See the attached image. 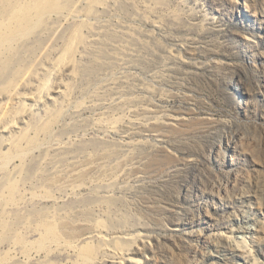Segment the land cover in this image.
Segmentation results:
<instances>
[{
	"label": "rangeland",
	"instance_id": "374dc122",
	"mask_svg": "<svg viewBox=\"0 0 264 264\" xmlns=\"http://www.w3.org/2000/svg\"><path fill=\"white\" fill-rule=\"evenodd\" d=\"M57 8L0 47V264H264V0Z\"/></svg>",
	"mask_w": 264,
	"mask_h": 264
},
{
	"label": "bare ground",
	"instance_id": "6f19581e",
	"mask_svg": "<svg viewBox=\"0 0 264 264\" xmlns=\"http://www.w3.org/2000/svg\"><path fill=\"white\" fill-rule=\"evenodd\" d=\"M60 4H61V0H0V47H3L2 49L4 51H7L13 45H15L19 39L21 40V39L26 38L29 33V29L33 26V24H35L37 21H39L42 18L45 12H47V14L50 16L57 15V16L65 17L66 15L60 11V8H57L60 6ZM243 8H244V12H247V6L245 4H243ZM34 16L35 17L39 16V17L32 19ZM70 47H73V46H70ZM19 49H22V47H19L13 51L15 55H18L19 52L17 51H20ZM14 54L5 56L4 58L0 60V80L4 81L9 74H13V75L18 74L19 70L17 69V67L12 66V62L14 59L13 57L15 56ZM55 68H56L55 71L61 68V64L57 65ZM44 89H46V86L44 87ZM239 92L241 96L244 98L242 91L240 90ZM38 94H41V93H38ZM21 108H22L21 112L18 110L20 114H23L26 110H28L25 103H22ZM241 141L243 140L242 138H239V137H236V138L228 137L226 138V142L224 143L223 148L225 151H228L230 155L232 156L233 154L236 153L240 145L239 143H241ZM15 146L12 147L13 151H11L10 149V151L12 152L11 156L8 154L9 156L7 155L4 157H0V172L4 176L8 175V172H7L8 167L12 163V161L16 160L15 158L22 160L25 157H27L26 153L28 154L30 153V151L29 152L27 151L28 149L26 150L27 152H25V151L19 150ZM32 152L34 153V151ZM226 212L228 213L229 211L226 210ZM204 231H207L208 233L203 232V231L199 232L200 235H203V238H208L212 235L211 232H209L210 231L209 228H205ZM50 236L51 235H49V237ZM227 237L229 239V243L233 244L234 247L238 249L240 247L242 248L243 251H246L244 249L245 245L243 241L239 240L238 237L235 236L234 232H231V234L227 235ZM204 241H206V239H204Z\"/></svg>",
	"mask_w": 264,
	"mask_h": 264
}]
</instances>
